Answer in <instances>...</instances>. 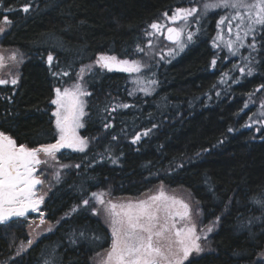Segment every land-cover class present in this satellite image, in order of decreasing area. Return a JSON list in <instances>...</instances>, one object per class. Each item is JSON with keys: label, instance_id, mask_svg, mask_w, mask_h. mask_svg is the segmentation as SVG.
<instances>
[{"label": "trees", "instance_id": "16d2710c", "mask_svg": "<svg viewBox=\"0 0 264 264\" xmlns=\"http://www.w3.org/2000/svg\"><path fill=\"white\" fill-rule=\"evenodd\" d=\"M207 1L0 0V47L20 57L17 80L0 81V133L51 145L55 91L79 76L87 91L84 148L58 159L42 209L54 231L18 254L26 221L0 225V264H92L110 242L94 196L159 184L187 190L215 226L185 264H264V28L229 58L212 43L228 10ZM174 12L196 30L177 53L162 38Z\"/></svg>", "mask_w": 264, "mask_h": 264}, {"label": "rangeland", "instance_id": "374dc122", "mask_svg": "<svg viewBox=\"0 0 264 264\" xmlns=\"http://www.w3.org/2000/svg\"><path fill=\"white\" fill-rule=\"evenodd\" d=\"M217 2L211 6H218L220 3ZM223 3L221 5L228 14L215 21L212 43L224 48L230 58L247 44V38L264 28V0H223ZM189 13L190 10L187 15ZM189 18H185L182 12L165 17L162 38L164 30L172 23L181 32V40L171 48L175 53L196 34L191 24L193 19ZM4 29L5 26L0 25V35ZM99 62L105 64L106 60L103 58ZM19 63L16 50L0 47V81H16ZM126 67L134 68L135 63H127ZM86 96L80 76L75 83L55 91L52 104L57 139L51 145L30 151L31 165L18 174V188L33 186L31 198L17 202L19 206L28 203L31 207L19 218L27 223L28 240L17 247L18 254L54 231V225L46 219L42 209L51 190L58 159L84 148L85 141L80 132L86 118ZM0 137L10 139L1 133ZM94 200L91 212L108 231L110 242L107 249L92 259V264H185L209 249L215 226L201 223L202 214L197 203L183 188L159 184L135 197H110L97 193ZM261 258L264 259V254Z\"/></svg>", "mask_w": 264, "mask_h": 264}, {"label": "water", "instance_id": "95a60500", "mask_svg": "<svg viewBox=\"0 0 264 264\" xmlns=\"http://www.w3.org/2000/svg\"><path fill=\"white\" fill-rule=\"evenodd\" d=\"M163 39L167 45L175 46L181 40V32L172 23L164 30ZM31 163L30 150L16 146L11 139L0 137V225L18 219L31 210L28 203L17 205L19 200L26 202L31 198L33 186L18 188L17 181L18 174Z\"/></svg>", "mask_w": 264, "mask_h": 264}, {"label": "flooded vegetation", "instance_id": "af4514ba", "mask_svg": "<svg viewBox=\"0 0 264 264\" xmlns=\"http://www.w3.org/2000/svg\"><path fill=\"white\" fill-rule=\"evenodd\" d=\"M172 14V13H171Z\"/></svg>", "mask_w": 264, "mask_h": 264}]
</instances>
